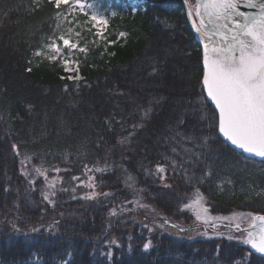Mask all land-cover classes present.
Masks as SVG:
<instances>
[{"label": "trees", "instance_id": "1", "mask_svg": "<svg viewBox=\"0 0 264 264\" xmlns=\"http://www.w3.org/2000/svg\"><path fill=\"white\" fill-rule=\"evenodd\" d=\"M91 2L108 19L106 39L72 2L56 9L49 0H0V264H264L230 237L153 233L134 218L138 209L126 208L141 192L182 220L198 188L214 213H264V171L251 170L262 161L218 132L185 0ZM54 42L62 51L52 61ZM63 57L79 63L73 76L81 79H67ZM157 164L170 173L165 183ZM35 168L59 181L54 206ZM90 177L99 195L85 199Z\"/></svg>", "mask_w": 264, "mask_h": 264}, {"label": "snow or ice", "instance_id": "2", "mask_svg": "<svg viewBox=\"0 0 264 264\" xmlns=\"http://www.w3.org/2000/svg\"><path fill=\"white\" fill-rule=\"evenodd\" d=\"M56 9H60L61 5H69L70 0H49ZM243 4L249 9H255L254 12H245L240 10V5ZM79 10L84 16L91 21V26L95 28V35L101 39H106L105 30L108 27V19L106 15H102L95 11L94 4L91 0H75L73 10ZM91 10V11H89ZM59 15V12L57 13ZM192 15V12H189ZM195 16L199 18L196 25V32L201 34L202 39L207 41L203 48V69L202 77L203 91L206 97L214 104L215 110L218 113L217 123L218 131L230 142L231 145L243 150L246 153L264 158V0H201L197 5ZM79 35V33H77ZM125 34L120 33L123 37ZM59 40L62 41L66 48L77 49V44L72 43L70 39L61 35ZM109 44L115 43L109 41ZM52 52L57 55L51 56L49 59L55 61L58 59L62 49L57 43L48 45ZM80 52H86V48H79ZM36 56H41L42 53L37 51ZM72 64L76 67L73 69ZM64 70L71 73L79 71V63L69 59L63 60ZM31 72L32 69L28 68ZM64 79V77H61ZM69 80H79V74L76 76L69 75ZM151 112V108L145 109L143 115L147 117ZM135 127V126H134ZM179 135V133H177ZM189 139V137H184ZM13 150H17V146L13 145ZM172 151L175 153L176 149ZM188 153L189 149H184ZM26 159H30L27 158ZM23 164L24 161H21ZM173 167L176 161H172ZM182 167V165H181ZM98 172L105 171L103 168L95 169ZM34 171L38 176H42L46 182V189L42 192V198L49 205L54 206L55 197L57 194L56 184L59 182L56 179L48 180L46 172H42L40 168H35ZM57 173L58 168L54 169ZM156 173L160 175L161 180L165 177V167L156 165ZM22 175L27 176V172H22ZM208 172L207 175H211ZM73 180H78L79 177H72ZM94 179L89 178V182L85 185L88 188H95L96 185L91 182ZM203 177H189V180L199 182ZM127 181L134 183V178L129 175ZM33 185L35 180L30 181ZM84 182L81 181V184ZM80 185H77L79 187ZM133 186V184H129ZM7 191V189H5ZM59 191H69L67 188H61ZM71 191H75L72 188ZM99 195L95 191L86 194L83 198L94 199ZM137 203H139L137 201ZM185 210H190L194 216V220L204 226L205 229L211 226L216 227L214 221L227 220L229 222L236 221L240 218L239 214H233L231 217L213 216L207 206L204 195L197 188L195 196L190 203L183 205ZM112 215L116 214V210H112ZM251 225L246 232V238L243 243L250 245L251 250L256 253L264 254V214H252ZM170 222L165 219V224ZM145 228L148 225L144 226ZM177 228L179 232L192 231V228H182L178 225H171ZM237 231H241L239 223L235 224ZM13 230L20 232L21 230L13 225ZM33 232L39 229H33ZM51 231V229L49 230ZM26 234V233H24ZM207 235V231L203 233ZM111 244H116V241H109ZM119 246V245H117ZM152 241L148 239L143 245L144 251H149L152 248ZM38 255V253H37ZM247 255L250 257L252 252ZM67 264V261H66ZM235 264V261H233Z\"/></svg>", "mask_w": 264, "mask_h": 264}, {"label": "rangeland", "instance_id": "3", "mask_svg": "<svg viewBox=\"0 0 264 264\" xmlns=\"http://www.w3.org/2000/svg\"><path fill=\"white\" fill-rule=\"evenodd\" d=\"M190 4L192 5V9L195 13V7L198 3L199 0H189ZM70 2H72V4H75V0H70ZM189 19V17H188ZM56 43V42H54ZM58 44V43H57ZM64 59H69L72 60L70 58L67 57H63ZM73 61V60H72ZM71 67L73 69H75L76 65L72 64ZM74 74H76V71H72L71 75L73 76ZM250 165V166H249ZM249 167H251V170H261L262 172L264 171V161L261 162V164L258 162L256 163L255 161H251L250 164H248ZM168 169L165 167V173L162 174L164 175V177L168 176ZM170 174V173H169ZM162 183H165V178L162 180ZM164 185V184H162ZM86 189V188H85ZM93 191H96L95 189H91L88 188L87 192L91 193ZM193 198L195 196V194L192 195ZM98 197V196H97ZM192 198V199H193ZM147 196H145L143 193L141 192H137V194H135L131 199V204L130 207H126L127 209H138L139 210V214L138 216H134L135 219H137L139 222L142 223H146L151 230L153 231V233L156 232H165L169 235H174V236H178L180 238H189V239H193L196 237H204V238H216V237H230L233 238L235 241H238L240 243H242L243 245H246L243 243L244 239L246 238V232H244L243 230L246 229V227H250L252 221H251V217L249 216L250 213L252 214H256L253 213L251 211H242V210H238V209H233L230 212L227 213H214V211H212V209H210V213L213 216H220V217H231L233 214H239L240 218L236 221H227V220H221V221H214L212 223H215L216 225L221 226L220 228H212L211 226L207 227V229H205L204 226L200 225L199 222L194 220V216L191 213L190 210H185L184 215L182 220H175L172 218H168L167 216H165L162 211L158 208H156L150 201L147 200ZM191 199V200H192ZM190 200V202H191ZM137 201L139 203H137ZM188 202V203H190ZM120 205H119V209L116 211H119ZM167 219L170 223L169 224H165L164 227H161L162 224H164V220ZM220 223V224H219ZM239 223L240 227H241V231H237L235 228V224ZM178 225L179 227L182 228H192V231H185V232H179L177 228H173L171 227V225ZM205 230L207 231V235H204L203 233L205 232ZM155 235V234H153Z\"/></svg>", "mask_w": 264, "mask_h": 264}, {"label": "water", "instance_id": "4", "mask_svg": "<svg viewBox=\"0 0 264 264\" xmlns=\"http://www.w3.org/2000/svg\"><path fill=\"white\" fill-rule=\"evenodd\" d=\"M201 2V0H199V2L198 3H200ZM186 3H187V6H188V14H189V12H192L191 11V9H190V7H189V2H188V0L186 1ZM198 5V4H197ZM190 16V20H191V23H192V28H193V31H194V33H195V37H196V39H197V41L201 44V46H202V66H203V52H204V48H203V45H204V43H206V41L204 40V39H202V37H201V34L200 33H198V32H196V25H194V23H193V20L195 19V17H194V15H193V13H192V15H189ZM203 74H204V69H203ZM206 95V94H205ZM208 99V98H207ZM209 100V102H211L210 101V99H208ZM211 104L213 105V107L215 108V106H214V104L211 102ZM218 114V113H217ZM219 132V131H218ZM220 134V136H221V138L223 139V140H225L232 148H234L235 150H237V151H239V152H241V153H243L245 156H247V157H249V158H254V159H257V160H264V158H261V157H258V156H255V155H253V154H249V153H246V152H244L243 150H241V149H239V148H237V147H235V146H233V145H231L230 144V142L229 141H227V139L225 138V137H223V135L221 134V133H219ZM259 214H264V213H259ZM249 228V227H248ZM246 247L253 253V254H256V255H259V256H262V257H264V254H259V253H256L254 250H251V248H250V245H246Z\"/></svg>", "mask_w": 264, "mask_h": 264}, {"label": "flooded vegetation", "instance_id": "5", "mask_svg": "<svg viewBox=\"0 0 264 264\" xmlns=\"http://www.w3.org/2000/svg\"><path fill=\"white\" fill-rule=\"evenodd\" d=\"M191 8H193L192 5H191ZM195 9H196V10H195V13H196V11H197V5H196ZM192 10H193V9H192ZM240 10H241V11H245V12H254V11H256L255 9H249V8H247V7H246L245 5H243V4L240 5ZM195 13H194V11H193V14H194L195 20L197 21V24H198L199 18L195 16ZM206 42H207V41H206Z\"/></svg>", "mask_w": 264, "mask_h": 264}]
</instances>
